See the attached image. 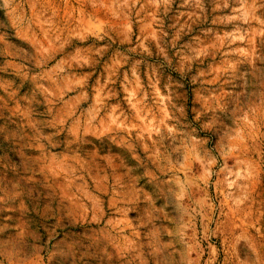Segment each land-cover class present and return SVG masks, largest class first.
I'll return each instance as SVG.
<instances>
[{"label": "clouds", "instance_id": "9594fccd", "mask_svg": "<svg viewBox=\"0 0 264 264\" xmlns=\"http://www.w3.org/2000/svg\"><path fill=\"white\" fill-rule=\"evenodd\" d=\"M212 2L214 11L230 7V0ZM25 3L21 8L17 0H0V45L6 46L5 38L15 36L18 27L30 35L16 47L35 42L42 51L45 42L51 47L64 40L84 43L89 36L111 39V27L100 25L96 16L105 8L106 18L115 20L118 33L128 39L134 24L145 25L150 9L162 7L167 15L174 0H76L71 8L68 0ZM231 4L236 6L227 22H238L234 38L242 39L249 30L264 35V0ZM14 6L22 24L9 18ZM181 7L188 9L189 21L197 15L194 9L206 15L203 0H181ZM85 19L96 21L97 28L90 32ZM151 23L156 27L150 38L159 46L169 33L162 19ZM169 27L174 41L191 31L178 18ZM138 49L151 55L143 40L129 51ZM160 51L174 67L165 49ZM206 54L200 49L191 59L181 56L174 69L180 78L168 75L163 86L158 74L163 65L149 66L145 84L137 61L130 74H123L122 93L77 81L71 107L61 95L69 89L49 83L56 95H46L45 101L55 99V104H46L35 117L37 128L0 157V264H192L193 254L200 264L205 251L211 264L264 260V193L255 188L264 179V138L248 135L245 140L249 117L255 119L264 105V57H256L259 64L226 62L218 71L194 68ZM35 70L38 83H47L50 75L61 79L55 65L39 63ZM225 139L231 146L218 153ZM8 141L5 134L3 142ZM229 157H235L236 171L229 168ZM189 161L199 165L196 171ZM220 173L230 175L214 189L213 177ZM189 202L195 205L192 216H210L213 208L223 212L225 203L230 207L227 227L201 237L204 249L192 240L190 220L164 221L166 212L179 216L181 205ZM236 217L241 218L238 226Z\"/></svg>", "mask_w": 264, "mask_h": 264}, {"label": "rangeland", "instance_id": "374dc122", "mask_svg": "<svg viewBox=\"0 0 264 264\" xmlns=\"http://www.w3.org/2000/svg\"><path fill=\"white\" fill-rule=\"evenodd\" d=\"M21 8H26L25 0H17ZM69 7H75L76 0H68ZM144 3V0H141ZM236 5L231 4L227 9H216L212 0H203V8L206 15L200 16L199 10L194 9L197 15L193 16L192 21H189L188 15L184 13L188 9L181 7V0H174L167 15H163V8L150 9L148 20L145 25L134 24L132 34L128 39L124 38L122 32L118 33L121 26L112 19L106 18L110 13L105 8L103 10L97 9L96 16L100 25L110 26L112 31L109 36L103 40H97L95 36H89L84 43L74 42L73 40H64L57 45L49 46L44 43V50L42 51L33 42L32 46L24 45L23 47H16L21 41L28 39L30 33L23 27L15 29L16 35L8 40L7 45H0V157L5 151H8L14 142H18L26 134L30 135L34 129L37 128L38 120L35 119L40 112H43L46 104H55V99H48L45 101V96L55 97L56 93L53 88L49 87V83H55L59 88H68L69 91L64 97L66 107H71L76 97L72 95L74 86L79 81L84 87L92 89L104 90L105 86L115 87L122 93L121 82L123 74L131 70L134 61L139 62L138 69L140 79L147 83L149 66L163 65L159 68V75L161 77L160 83L163 86L164 80L168 75L173 79H179L178 73L174 69H178L179 60L181 56L187 54L189 59L193 57L196 51L206 49L207 54L201 56L199 60L193 63L194 68L200 67L212 71L219 70L226 62H231L240 66L237 62L256 63V57H264V35L259 32H252L242 39H236L231 34L235 31L238 22H227L232 13V7ZM69 9H65L67 12ZM264 11V10H262ZM86 15V12L80 13ZM143 15V14H142ZM3 17V12H0V18ZM9 18L15 24H22L23 17L19 15V11L13 7L9 13ZM155 19H162L164 21L165 30L169 35L166 41L158 43L156 40L150 38L152 29L156 27L151 21ZM173 18H178L181 24L186 21L191 25V31L188 34H181L179 41L172 40L174 30L169 26L173 22ZM193 21H196L193 23ZM83 23L88 30L97 28V22L85 19ZM150 24V26H148ZM60 39L59 37L57 38ZM139 40H143L145 46L151 52L149 56L147 53L141 54L139 49L137 52H130L131 47H135ZM174 45V46H173ZM163 48L169 58L172 59L174 67L170 68L165 62L164 54L160 49ZM37 57L35 61L30 59ZM59 61V62H57ZM202 61V63H201ZM39 63H45L50 67L55 65V71L61 78L57 80L56 76H51L47 83H38V77L35 70ZM43 75V74H41ZM69 97H72L69 99ZM193 93L191 88L188 92V102L191 104ZM35 109V111H34ZM52 109H50L51 111ZM140 119H143L140 117ZM251 124L247 125L245 129V140L248 135L255 138H264V105L260 106L256 113L255 119L249 117ZM235 127V125H233ZM9 136L7 143L3 142L4 135ZM232 143H235L233 141ZM231 146L230 142L225 139L217 145V152H226ZM41 148L43 145L40 146ZM258 151V149H257ZM235 157L228 158L229 168H232ZM223 163V159L219 160ZM189 166L193 171L199 165L189 161ZM232 171H236L232 168ZM230 173H220L218 177H213L216 184L226 181V177ZM256 190L264 193V179L255 185ZM223 192V187L218 189ZM203 204V198L200 199ZM195 205L184 204L180 207L179 216H173L165 213L164 221L166 225L177 224V221H188L194 225L195 231L191 233L192 240L199 244V247L204 249L206 244L201 241V237L208 230L215 231L221 229V226L227 227L229 220L230 207L225 203L223 212L217 211L213 208V214L210 216H192ZM238 226L240 217L235 218ZM245 223H247L245 221ZM139 236V233H136ZM206 240L207 237H204ZM213 242L216 241V235H213ZM227 252V249H225ZM208 253L205 251L199 258L200 264H211L207 260ZM224 259V255L220 257ZM197 257L192 256V264H196ZM227 264V260L224 261ZM257 264H264V260L258 259Z\"/></svg>", "mask_w": 264, "mask_h": 264}]
</instances>
